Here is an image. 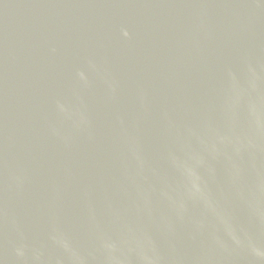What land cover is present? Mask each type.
I'll return each mask as SVG.
<instances>
[{
  "label": "water",
  "instance_id": "water-1",
  "mask_svg": "<svg viewBox=\"0 0 264 264\" xmlns=\"http://www.w3.org/2000/svg\"><path fill=\"white\" fill-rule=\"evenodd\" d=\"M0 264H264V0H0Z\"/></svg>",
  "mask_w": 264,
  "mask_h": 264
}]
</instances>
